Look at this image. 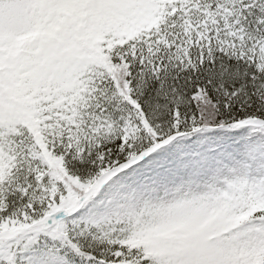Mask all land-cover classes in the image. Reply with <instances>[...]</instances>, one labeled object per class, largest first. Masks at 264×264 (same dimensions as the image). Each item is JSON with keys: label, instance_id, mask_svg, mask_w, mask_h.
<instances>
[{"label": "snow or ice", "instance_id": "1", "mask_svg": "<svg viewBox=\"0 0 264 264\" xmlns=\"http://www.w3.org/2000/svg\"><path fill=\"white\" fill-rule=\"evenodd\" d=\"M0 264H264V0H0Z\"/></svg>", "mask_w": 264, "mask_h": 264}]
</instances>
